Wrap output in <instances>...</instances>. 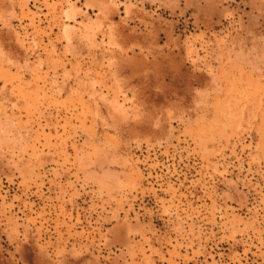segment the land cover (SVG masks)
<instances>
[{
  "label": "rangeland",
  "instance_id": "1",
  "mask_svg": "<svg viewBox=\"0 0 264 264\" xmlns=\"http://www.w3.org/2000/svg\"><path fill=\"white\" fill-rule=\"evenodd\" d=\"M0 264H264V0H0Z\"/></svg>",
  "mask_w": 264,
  "mask_h": 264
}]
</instances>
